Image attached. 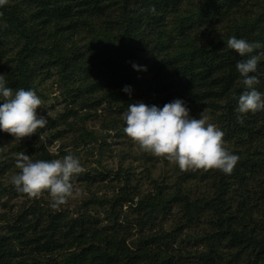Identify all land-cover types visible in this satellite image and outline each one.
I'll return each mask as SVG.
<instances>
[{"label":"trees","instance_id":"1","mask_svg":"<svg viewBox=\"0 0 264 264\" xmlns=\"http://www.w3.org/2000/svg\"><path fill=\"white\" fill-rule=\"evenodd\" d=\"M187 3L193 5L184 9ZM81 34L98 44L83 49L73 39ZM231 36L264 44V0H12L0 6V73L6 86L37 94L54 77L64 91V113L47 118L44 128L16 143L0 131V197L27 198L15 222L0 220L11 228L7 233L12 239L36 247L38 254L55 245L70 250L97 230L88 211L105 203L104 229L118 231L125 236L122 242L129 240L134 249L92 243L83 248L89 256L79 264H264V111L237 119L234 97L244 89L235 63L242 58L227 48ZM133 63L147 70H134ZM255 74V87L264 91V56ZM125 85L130 94L122 91ZM151 91L156 97H150ZM137 98L159 107L182 98L191 116L207 113L223 130L225 146L239 156L231 173L183 171L174 190L165 180H155L154 191L145 197L124 176L126 184L111 198L82 200L72 210L76 217L51 208L46 192L32 198L10 183L19 171L17 153L55 159L47 148L50 142L70 134L76 149L79 137H93L86 128L76 134L81 128L77 122L97 119L102 107L111 114L107 121L117 119L121 111L115 107L124 108ZM80 174L90 178L87 171ZM189 183L203 184L205 191L195 196L181 188ZM176 205L184 225L199 227L192 240L196 246L190 249L189 240L177 239L182 227L166 231L159 226V216H169ZM123 206L127 211L122 217ZM203 215L207 222L200 221ZM215 246L234 253L221 257Z\"/></svg>","mask_w":264,"mask_h":264},{"label":"clouds","instance_id":"2","mask_svg":"<svg viewBox=\"0 0 264 264\" xmlns=\"http://www.w3.org/2000/svg\"><path fill=\"white\" fill-rule=\"evenodd\" d=\"M7 0H0L3 6ZM227 48L241 57L235 63L243 91L235 98L234 111L242 120L248 113L264 111V91L255 87L259 84L257 64L264 56V44L231 36ZM134 70L146 71L145 66L132 64ZM5 74L0 73V131L7 132L20 142L42 129L48 123L44 115L37 113L42 99L31 89L7 87ZM130 86L122 91L130 94ZM125 123L123 131L140 150L162 156L173 162L181 171L197 169H218L230 174L239 156L229 150L223 140L224 132L209 118L200 114L190 115L187 102L174 98L162 107L148 105L142 101L129 104L122 114ZM18 172L10 177V183L17 191L32 198L47 193L49 206L53 209L65 204L69 199L81 195L74 190L72 180L84 171L80 158L67 154L63 158L34 160L21 151L16 156Z\"/></svg>","mask_w":264,"mask_h":264},{"label":"rangeland","instance_id":"3","mask_svg":"<svg viewBox=\"0 0 264 264\" xmlns=\"http://www.w3.org/2000/svg\"><path fill=\"white\" fill-rule=\"evenodd\" d=\"M12 0H7L5 4H10ZM193 4L187 3L184 9L192 7ZM181 9L183 7L181 6ZM217 33L221 31L217 30ZM211 37V36H210ZM209 37V38H210ZM80 47L83 49L90 45H97L95 39L91 35L77 36L73 38ZM212 37L208 40H211ZM62 85L52 77L48 82H46L38 91L37 95L42 99V106L37 108V113L46 116V118H57L60 114L64 113V101L62 100ZM155 90V89H153ZM101 94L105 93L103 90L98 91ZM150 97H156L157 93L155 91L150 92ZM153 100V99H152ZM137 101H142L145 104H150V100L146 99H135L129 100L130 103H135ZM127 105V106H128ZM156 105V104H153ZM122 105H120L121 107ZM127 106L124 108H116V110L121 111L118 114L117 119L109 120L107 119L111 116L108 112H103L101 110L97 111V119H91L88 124L84 125L81 122L76 123V128L81 127L78 131H74L76 134H81L82 128L91 131L93 137L89 140L85 136L78 138V144L81 142L76 149L71 146L73 141L72 135H67L64 140H59L55 142H50L47 145L50 153L57 158H63L67 154H74L80 158L83 165L84 171L88 172L89 179L81 177L78 174L72 180L74 190H79L81 195L69 199L65 204L59 206L57 209L64 210L70 216L76 217L77 214L74 213V209L80 206L82 200L88 199L89 197L96 196L98 198H111L113 194L117 192L119 188H122L127 181H124V176H128L130 183L132 182V187L137 189L134 191L136 194L145 197L150 192L154 191V181L165 180L167 188L171 190L175 189V186L179 185L176 179L181 180L182 172L178 166L173 162L168 161L162 156H156L151 152L142 151L139 149L137 144L127 136L123 131L125 123L123 120V112L126 110ZM159 107V106H158ZM120 109V110H119ZM199 114L196 113L195 117ZM204 116L208 117V114L204 112ZM209 118V117H208ZM107 121V122H106ZM108 122H110L108 124ZM209 122L214 123V120L209 118ZM106 124V126L102 124ZM12 143H16L13 137L8 134ZM44 141L45 136L42 137ZM75 138V137H74ZM48 142V140H46ZM86 142V143H85ZM5 147H7L5 145ZM78 148V149H77ZM100 149V151H99ZM202 173H207L212 169L204 170L200 169ZM192 173L194 170H186ZM3 185H7V178L2 179ZM195 186H198L197 193L193 190ZM181 188L192 190L195 196L201 194L205 191L204 185L199 183H189L183 185ZM193 198V197H192ZM26 199L21 196H13L12 194H3L0 197V205L6 204V208L2 209L0 207V213L3 216L0 220H8L15 222V217H17L26 208ZM102 201V200H101ZM45 202L49 205L50 198H45ZM105 205V206H104ZM104 206V209L103 207ZM96 204L93 208L89 209L88 214L91 216L92 228L95 225L97 230L91 231L89 234L82 237V242H78L70 250H60L59 245L51 247L49 251H42L38 254L36 247L25 246L22 242L17 241V239H12V237L7 233L11 228L3 224L0 221V264H79L81 260L85 261L89 254L86 253L83 248L92 244H100L101 246L115 245L119 243V246L126 248L125 250L134 249V243L131 245L129 240L122 242L124 235L118 233V231L107 232L104 229L107 219L104 215L106 209V204L102 203ZM180 206L176 205L172 213L169 216L161 217L159 226L166 231L174 230L175 227L181 228L182 231L180 235H177L179 240H189L190 243L187 249L196 246L192 242L193 237H197V231L199 227L197 224H187L182 223L184 221L183 213L180 210ZM126 206L121 209V216L126 214ZM209 220L208 216L203 215L200 218L201 222H207ZM202 229H206L202 227ZM200 232V231H199ZM198 232V233H199ZM112 234H116L119 237H112ZM131 235V234H130ZM138 245V243H136ZM215 252L217 251L221 257H226L227 254L234 253L228 251L227 248L222 246H215Z\"/></svg>","mask_w":264,"mask_h":264}]
</instances>
